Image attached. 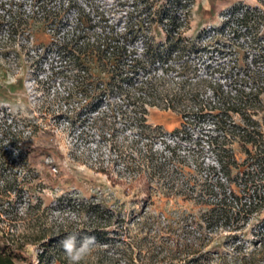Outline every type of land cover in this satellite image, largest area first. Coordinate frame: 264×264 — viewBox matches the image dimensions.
Masks as SVG:
<instances>
[{"label": "rangeland", "instance_id": "1", "mask_svg": "<svg viewBox=\"0 0 264 264\" xmlns=\"http://www.w3.org/2000/svg\"><path fill=\"white\" fill-rule=\"evenodd\" d=\"M35 4L0 0V166L27 182L13 201L22 217L17 232L28 234L26 242L41 236L24 245L16 264H70L60 241L72 233L78 242L86 235L97 240L81 264H264V208L245 218L210 210L211 190L224 180L217 158L225 147L210 109L189 118L148 109V123L163 131L154 145L171 159L176 193L161 182L147 197L118 157L141 142L120 113L126 112L121 98L112 93L93 107L75 87L72 54L60 43L74 44L78 25L139 48L143 22L134 0H51L60 19L25 22ZM187 8L184 36L197 39L199 49L184 59L206 79L200 94L206 108L260 85L264 0H190ZM162 28L154 23L151 35L163 38ZM259 116L264 124V111ZM18 135L30 170L19 156Z\"/></svg>", "mask_w": 264, "mask_h": 264}, {"label": "trees", "instance_id": "2", "mask_svg": "<svg viewBox=\"0 0 264 264\" xmlns=\"http://www.w3.org/2000/svg\"><path fill=\"white\" fill-rule=\"evenodd\" d=\"M49 2L51 0H36V9L27 15L25 22L30 19L46 22L60 19L61 8L50 6ZM134 3L138 5L139 21L143 22L138 29L142 35L139 48L136 44L120 42L112 32L90 35L78 25L74 44L60 43L61 49L72 54L75 87L87 100V105L96 107L97 101L112 93L121 98L126 112L120 113L135 128L137 140H141H135L136 145L131 151L118 156L129 173V179L141 185L147 197L151 195L149 188L152 185L163 184L168 194H175L171 192L175 182L170 168L171 159L154 145L156 140L162 142L163 131L160 126L148 123V109L176 110L185 118L201 115L205 109H210L208 113L216 117L213 123L225 141V147L217 158L224 180L214 184L217 191L211 190L215 199L210 210L219 216L237 218L260 211L264 208V124L260 122L259 114L264 111V80L248 91L239 89L232 95L227 94L223 101L218 100V105L206 108L200 97L202 82L206 79L199 75L196 66L184 59V55L199 49L197 39L184 36L182 29L189 15L187 7L190 0H134ZM36 12L40 15L37 16ZM156 22L163 25V38L159 40L150 31ZM232 113L238 115L239 122L232 119ZM224 116H229V120ZM255 116L258 118L254 119ZM35 130L36 126H33L31 131ZM22 140L23 137L18 135L16 147L20 149L23 165L29 167L27 150L21 149ZM3 172L0 166V205H3V208L0 206V221L5 222L0 224V264H16L24 245L36 243L41 236L34 233L33 240L26 242L28 234L17 232L15 225L22 217L13 207V201L18 199L19 202L21 186L27 182L18 180L16 173L8 177ZM34 177L33 174L31 179ZM164 181H167V186ZM117 182L124 183L123 180ZM39 245L42 247L44 244L41 242Z\"/></svg>", "mask_w": 264, "mask_h": 264}, {"label": "clouds", "instance_id": "3", "mask_svg": "<svg viewBox=\"0 0 264 264\" xmlns=\"http://www.w3.org/2000/svg\"><path fill=\"white\" fill-rule=\"evenodd\" d=\"M77 236L78 233H72L60 241V245L70 261V264H81L86 257L92 254L97 244V240L94 236L86 235L79 242Z\"/></svg>", "mask_w": 264, "mask_h": 264}]
</instances>
